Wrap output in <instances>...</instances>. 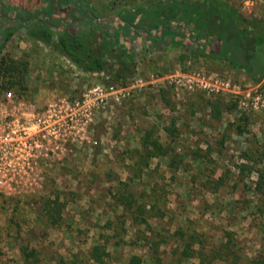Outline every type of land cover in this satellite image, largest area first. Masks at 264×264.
<instances>
[{
    "label": "rangeland",
    "instance_id": "1",
    "mask_svg": "<svg viewBox=\"0 0 264 264\" xmlns=\"http://www.w3.org/2000/svg\"><path fill=\"white\" fill-rule=\"evenodd\" d=\"M6 1L24 8L32 15L45 10L49 12L47 18L53 22L66 19L73 23L77 17L71 5H63L59 0ZM140 1L144 0H89L95 6V14L101 19L118 12L117 7ZM229 1L245 15L264 14L259 5H251L245 0ZM51 8L53 10L49 11ZM102 22L117 29V22L110 24L104 19ZM134 23L136 27L129 28L124 40L125 45L136 54L139 72L171 71L178 67L202 68L241 84L250 82L243 71L232 69L225 61L196 57L183 61L179 59L178 49H159L154 44L156 30L144 32L140 29L142 21L139 17L135 18ZM78 24V27L83 26L82 23ZM123 30L119 32L123 34ZM202 44H207L217 53L221 51L216 40ZM1 54L28 58L27 88L22 92L14 89V92L28 101L29 112L46 111L50 102L55 103V109L63 111L81 98L87 89L107 83L103 73H83L77 67H72L64 56L56 54L42 43L28 40L21 30L16 31L5 43ZM2 90L0 87V95ZM168 90L166 96L169 95L176 103L174 109H166L158 90L143 91L120 103L95 110L92 120L85 126L84 134L81 130L75 134L62 132L57 149H44L38 152L37 157H30L36 161L30 166V178L46 177L54 180L29 181L26 193L20 182L0 183V264H98L88 259V249L93 242L104 243L106 240L118 245L108 246L110 255L103 264L123 262L132 253L144 256L143 264H152V260L146 256L147 250L142 247L134 249L140 246L138 244H128L133 239V232L124 235L118 215L114 217L105 203L110 187L119 180H125L129 174L123 166L128 163L124 160L123 150L136 145L139 131L154 124L159 128L161 139L166 141L164 128L169 125L171 117L178 119L176 124L182 132L177 139V148L182 153L198 144L201 148L207 144L216 148L220 146L222 135L227 134L221 144V152L208 153L204 164L187 158L185 168L178 170L173 177L167 172L158 179L157 184L162 186L165 182L174 183L170 186L168 198L169 208L174 211L173 226L178 221L186 222L192 218L196 220L199 230L216 236L215 241L222 230H232L243 255L242 264H246L259 250H264V196L248 192L255 173L247 170L242 172L234 167L228 173V181L217 190L215 198L211 193L203 196V186L207 182L201 184L202 171L199 170L203 165L207 166L209 173L214 168L216 176L230 163L237 166L242 160L240 155L243 151L252 147L254 134L259 139L264 135V112L247 111L237 103L236 108L224 110L221 117L214 120L208 115L210 108H205L203 103L198 104V97L194 93H176L171 88ZM204 96L211 99L220 96L228 100L231 98L225 94L204 93ZM241 113L249 115L248 131L238 135L232 130H224L227 122ZM33 130H37V127ZM86 136L97 140V144L89 143L85 140ZM51 143L48 140L47 144ZM45 152L52 153V156L42 154ZM157 162L159 172H165V159H152L153 165ZM249 164L256 165L254 162ZM153 177H157V174ZM207 186L212 185L208 183ZM186 191L191 192L192 196H186ZM55 193H59L61 199L65 198L68 204L62 223L51 226L42 212L41 201L43 197ZM203 203L219 214L214 218L201 214L205 209ZM212 264L222 263L215 261Z\"/></svg>",
    "mask_w": 264,
    "mask_h": 264
},
{
    "label": "trees",
    "instance_id": "2",
    "mask_svg": "<svg viewBox=\"0 0 264 264\" xmlns=\"http://www.w3.org/2000/svg\"><path fill=\"white\" fill-rule=\"evenodd\" d=\"M63 5H71L77 13L74 22L66 19L51 21L49 12L30 14L24 8L1 0L5 15L0 23V87L15 89L20 92L27 88L29 62L27 56L13 58L1 54L5 43L12 35L21 30L30 41L42 43L51 51L64 56L79 70L87 74L103 73L107 83L124 85L136 70V54L125 45L124 35L129 28H135V18L142 21L140 29L144 32L156 30L154 44L179 50V59L190 57L225 61L232 69L241 70L252 83H260L264 90V17L248 16L237 9L229 0H144L126 4L112 16H103L108 23L117 22L116 28L103 24L95 14V6L89 0H59ZM51 8L49 11H52ZM76 22V23H75ZM82 23V27H78ZM77 24V25H76ZM125 29L121 34L119 31ZM124 31V30H123ZM218 41L221 51L210 48L203 42ZM185 69V68H182ZM169 87L158 90L166 109H174L176 103L166 94ZM194 93L198 104L209 107L208 115L219 119L224 110H233L237 101L233 98L211 99L203 92ZM198 93V94H196ZM191 102V101H190ZM194 105V102H191ZM191 105V106H192ZM188 107V106H187ZM176 117H171L164 128L166 141L162 140L156 124L139 131L138 143L123 150L124 167L129 171L125 180H119L110 187L107 194L109 211L118 215L125 236L133 232V239L128 244L142 247L152 264H242L243 255L235 240L232 230H222L216 236L199 230L196 220L178 221L173 226L174 211L169 208V190L173 182L157 184L158 179L170 172L169 176L185 168V159L202 161L208 153L221 152V144L227 138L223 134L220 146L211 148L207 144L180 152L177 148L181 129ZM249 115L241 113L228 121L224 130H232L242 135L247 129ZM201 122V121H200ZM202 123V122H201ZM261 134V133H260ZM252 147L246 148L240 155L241 162L235 166L230 163L223 172L210 173L203 165L201 184L203 196L211 193L216 198L220 186L228 181V173L234 167L240 171L255 173V178L248 187V192L259 197L264 196V135L260 139L254 134ZM259 152V154H257ZM165 159L167 169L159 172V163L152 164V159ZM254 162L256 165L249 164ZM229 167V168H228ZM188 170V169H187ZM157 174V177H153ZM204 178V179H203ZM171 181V180H170ZM210 183L212 186H207ZM200 184V182H199ZM207 187V188H206ZM202 189V187H201ZM214 189V190H213ZM188 197L191 192L186 191ZM263 199V198H262ZM42 212L51 226H58L63 221L64 210L68 201L60 198L59 193L43 197ZM201 214L209 213L211 218L219 213L203 203ZM177 208V207H176ZM104 209V208H103ZM127 227V230H126ZM135 239V240H134ZM116 246L108 240L104 243L93 242L88 249V259L103 264L110 255L108 246ZM29 255V254H28ZM25 259V258H24ZM144 256L132 253L123 262L117 264H143ZM113 263L115 261H112ZM246 264H264V250L250 257Z\"/></svg>",
    "mask_w": 264,
    "mask_h": 264
},
{
    "label": "built area",
    "instance_id": "3",
    "mask_svg": "<svg viewBox=\"0 0 264 264\" xmlns=\"http://www.w3.org/2000/svg\"><path fill=\"white\" fill-rule=\"evenodd\" d=\"M245 2L251 5H259L264 13V0H245ZM262 16L264 17V14ZM71 66L76 67L72 63ZM166 87L173 89L176 93L179 91H198L207 95L225 94L235 99L238 105L244 110L264 112V90L260 83L249 82L247 84H241L229 77H224L216 72L202 68L182 69L178 67L171 71L157 70L141 73L138 71L137 66L133 75L124 85L112 83L96 84L92 88L87 89L81 95V98L73 102V105L69 104L70 106L67 109L63 111L55 109V103L50 102L47 110L41 112L46 113L45 117L50 122V129L56 127L53 124L54 119H59L60 136L63 134L62 132L66 134L67 131L70 134H75L81 130L84 134L85 126L92 120L95 110L110 104L120 103L143 91H156ZM26 101L24 96L17 95L13 89L2 90V94L0 95V126L2 128L0 130L3 127H8L4 118L9 115V112L19 113L25 108L28 111V101L27 107H25ZM12 127L20 136V133L25 130L26 126L18 121H14ZM34 127H37V130L32 131ZM56 129H58V126ZM27 130L29 132L28 142L30 149L44 144V141L40 138V132L42 131L41 122L30 123ZM49 133L51 134V131ZM73 139L74 137L71 138V140ZM86 139L89 143L97 144V140H91L89 136H86ZM35 152L38 153L41 151L38 150Z\"/></svg>",
    "mask_w": 264,
    "mask_h": 264
},
{
    "label": "flooded vegetation",
    "instance_id": "4",
    "mask_svg": "<svg viewBox=\"0 0 264 264\" xmlns=\"http://www.w3.org/2000/svg\"><path fill=\"white\" fill-rule=\"evenodd\" d=\"M1 2V0H0ZM6 16L4 12V7L0 6V23L3 17ZM27 107V101L25 104ZM26 109V108H25ZM22 110L19 113H11L4 119L8 124V127H3L0 130V182H20L22 183V188L24 192H27V183L29 181H47L54 180L41 177V178H30V166L35 164L36 161L34 156H38L39 153L35 151H42L47 149L49 151H54V149L59 147L60 140V130H59V119H54V123L58 129H50V122L46 119L44 112L30 113L27 110ZM14 121L20 122L22 125L26 126L25 130L18 135V132L14 131L12 127ZM41 122L42 131L40 132V138L45 143L35 147L29 148V132L27 130L28 125L34 122ZM2 127L0 126V129ZM51 131V134L49 133ZM51 140V144H47V141ZM47 156H52V153L45 152L42 153ZM43 158H41L42 160Z\"/></svg>",
    "mask_w": 264,
    "mask_h": 264
},
{
    "label": "crops",
    "instance_id": "5",
    "mask_svg": "<svg viewBox=\"0 0 264 264\" xmlns=\"http://www.w3.org/2000/svg\"><path fill=\"white\" fill-rule=\"evenodd\" d=\"M256 16H262V15H256ZM262 17H263V16H262ZM56 54H58V53L56 52ZM83 73H84V72H83ZM185 195L187 196V194H185ZM190 196H192V195H190ZM196 198H197V197H196ZM196 198H195V199H196ZM206 215H210V214H209V213H206ZM88 256H89V255H88ZM91 260L94 261V262H96V261L93 260L92 258H91ZM96 263H97V262H96Z\"/></svg>",
    "mask_w": 264,
    "mask_h": 264
}]
</instances>
